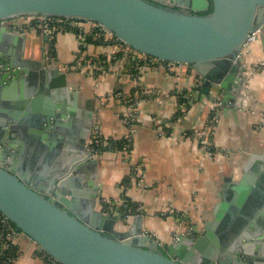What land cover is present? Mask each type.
Instances as JSON below:
<instances>
[{
    "label": "water",
    "instance_id": "95a60500",
    "mask_svg": "<svg viewBox=\"0 0 264 264\" xmlns=\"http://www.w3.org/2000/svg\"><path fill=\"white\" fill-rule=\"evenodd\" d=\"M22 15L96 23L141 55L188 65L202 94L235 115L247 39L260 30L264 43V0H0V20ZM28 37L0 28V211L16 228L63 264H264V151L202 230L161 246L144 213L106 210L88 148L94 110L76 107L63 66L26 57Z\"/></svg>",
    "mask_w": 264,
    "mask_h": 264
},
{
    "label": "crops",
    "instance_id": "0c3cea01",
    "mask_svg": "<svg viewBox=\"0 0 264 264\" xmlns=\"http://www.w3.org/2000/svg\"><path fill=\"white\" fill-rule=\"evenodd\" d=\"M94 25L82 21L79 29L55 30L48 40L39 30L21 33L31 42L26 57L63 66L78 92L76 107L94 110L93 131H99L102 148L96 155L95 178L101 202H109L119 214L126 210L122 204L130 200L137 212L144 213V228L161 246L180 232L202 230L223 193L242 178L248 158L264 151L262 39L245 51L243 62L249 71L245 108L236 115L220 109L210 127L219 103L202 94L192 67L175 64L168 69L106 36L104 42L88 39ZM133 94L138 98L136 131L127 152L114 148L113 141L127 131L124 116L129 106L123 100ZM208 131L212 154L197 135ZM116 226L127 228L122 222ZM17 246L14 264H53L29 236H20Z\"/></svg>",
    "mask_w": 264,
    "mask_h": 264
},
{
    "label": "built area",
    "instance_id": "2783aa9c",
    "mask_svg": "<svg viewBox=\"0 0 264 264\" xmlns=\"http://www.w3.org/2000/svg\"><path fill=\"white\" fill-rule=\"evenodd\" d=\"M82 21H72L68 18H62V17H54V16H45V15H22L19 17L14 18H8V19H1L0 20V28L2 27H8L11 28L13 31H26L27 29H41L42 32L44 31V28H48L49 30L54 29H62L63 27L66 28H80V24ZM92 23V22H91ZM95 28H98L102 30V34H104L106 37H108L110 40H115L118 42L117 37L108 32L107 30L103 29L102 26L94 23ZM49 33V32H47ZM260 30L254 31L251 33L250 37L247 39V49L249 45L256 40V37L259 35ZM120 43V42H119ZM122 44V43H121ZM124 45V44H123ZM125 46V45H124ZM129 51L139 54L132 50L131 48H128ZM144 59L148 58V55H143ZM156 59V58H155ZM158 62L163 63L168 69L172 68L175 64H181L178 62H170V61H162L158 60ZM262 65H264V61L261 62ZM136 103L135 101H130L128 103L129 109L127 114L124 116V121L127 125V131L124 135V137L128 140L126 151H130V147L133 144L134 141V134L136 131V120H137V112H136ZM220 110L219 106L214 107L213 115L210 119V122L208 125L211 127L214 125L218 119V112ZM200 141L202 142V145L206 152L209 154L213 153L211 143L209 140L210 131L208 133H197ZM92 137H100L99 131L95 129L91 135V139L88 144L89 150H91L92 154L94 156L97 155V152L99 151L96 146L92 143L94 140ZM93 140V141H92ZM98 143V141H97ZM22 235H27L22 230H19L15 226L12 225L11 221L0 211V255H4V264H14L15 258L18 254V249L16 254H12L11 252H7L8 249L13 247L14 245H17L18 239ZM28 236V235H27ZM178 235L176 236V238ZM7 252V254H6ZM47 253V252H46ZM49 260L53 264H63L60 261H58L55 257L48 254Z\"/></svg>",
    "mask_w": 264,
    "mask_h": 264
},
{
    "label": "trees",
    "instance_id": "16d2710c",
    "mask_svg": "<svg viewBox=\"0 0 264 264\" xmlns=\"http://www.w3.org/2000/svg\"><path fill=\"white\" fill-rule=\"evenodd\" d=\"M212 9H213V4H211V7H210V10L209 11H212ZM62 29H64V28H62ZM71 29H73V28H71ZM75 29H79L78 27H76ZM34 30H39V29H34ZM60 29H56V31H59ZM39 31H42L41 29L39 30ZM94 34V35H93ZM93 34H88L87 35V37H88V39H92V40H95V41H99V42H104V41H106L107 39L105 38V35L104 34H102V30H100V29H98V28H95L94 29V32H93ZM55 39H53V41H54ZM112 41H115V40H112ZM155 58L153 57V56H148V58H146V59H144L145 61H149V62H152L153 60H154ZM143 60V59H142ZM153 63V62H152ZM137 97H135V95L133 94V95H130L129 97H126V99H124L123 101L124 102H126L127 104L130 102V101H137ZM92 139L94 140V142H92L95 146H96V148L98 149V150H101L102 148H101V137H92ZM92 140V141H93ZM97 141H98V143H97ZM127 143H128V140L123 136L122 138H120V139H117V140H114L113 141V146H114V148H116V149H119V150H122V151H124V150H126V147H127ZM132 147H133V144L131 145V149H132ZM130 149V150H131ZM134 173V172H133ZM133 176H135V173L134 174H132L131 176H130V178L128 179V181L130 182L131 181V177H133ZM130 200H126L125 202H124V204H122L123 206H124V209H126V210H129V211H136V207H135V205L133 204V203H131V202H129ZM104 205L106 206V210L108 211V210H111L112 208V206H110V204H109V202H106V203H104ZM124 211V210H123ZM12 223V225L13 226H15L16 227V225L13 223V222H11ZM17 249H18V246L17 245H14L13 247H11L10 249H8L7 250V252H11L12 254H16V252H17ZM7 252H6V254H7ZM4 255H0V262L2 263V264H4Z\"/></svg>",
    "mask_w": 264,
    "mask_h": 264
},
{
    "label": "rangeland",
    "instance_id": "374dc122",
    "mask_svg": "<svg viewBox=\"0 0 264 264\" xmlns=\"http://www.w3.org/2000/svg\"><path fill=\"white\" fill-rule=\"evenodd\" d=\"M47 32H49L50 35H51V34L54 32V29H53L52 32H51V30H49L48 28H44L43 33H47Z\"/></svg>",
    "mask_w": 264,
    "mask_h": 264
},
{
    "label": "flooded vegetation",
    "instance_id": "af4514ba",
    "mask_svg": "<svg viewBox=\"0 0 264 264\" xmlns=\"http://www.w3.org/2000/svg\"><path fill=\"white\" fill-rule=\"evenodd\" d=\"M64 29H68V28H66V27H63Z\"/></svg>",
    "mask_w": 264,
    "mask_h": 264
}]
</instances>
